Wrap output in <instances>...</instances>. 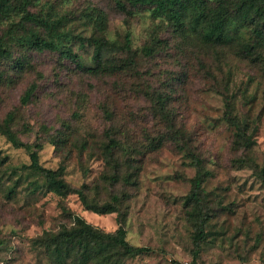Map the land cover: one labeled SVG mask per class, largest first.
<instances>
[{"label": "rangeland", "instance_id": "obj_1", "mask_svg": "<svg viewBox=\"0 0 264 264\" xmlns=\"http://www.w3.org/2000/svg\"><path fill=\"white\" fill-rule=\"evenodd\" d=\"M204 1L201 7L231 14L237 2ZM33 7L63 18L59 31L71 35L90 68V39L100 34L103 14L114 46L106 58L123 68L94 75L58 52H33L26 36L34 28L11 34L19 18L0 17V39L13 53L0 57V123L12 116L22 144L0 135L10 165L0 168V264H57L35 240L77 220L108 234L122 227L131 245L150 250L121 264H264V35L238 20L232 40L217 46L193 28V16L177 28L125 0H38ZM227 104L249 124L250 149L233 145ZM109 135L124 147L116 156L121 166L129 154L139 161L135 185L112 181L125 170L107 164ZM34 151L43 167H64L66 182L92 205L115 195L121 203L103 211L87 208L75 192L59 198L42 175L21 168ZM193 155L208 173L202 194L209 222L199 247L187 215L198 174Z\"/></svg>", "mask_w": 264, "mask_h": 264}, {"label": "trees", "instance_id": "obj_2", "mask_svg": "<svg viewBox=\"0 0 264 264\" xmlns=\"http://www.w3.org/2000/svg\"><path fill=\"white\" fill-rule=\"evenodd\" d=\"M38 0H0V17L10 19L18 17L19 22L13 23L11 34L20 33L26 27H32L30 33L26 36V41L33 52L52 51L58 52L64 59L72 61L82 71L100 74H115L122 70L118 66L115 58H106V54L113 51L112 42L106 38L107 22L102 14L96 18V29L102 34L90 39L94 47L93 61L94 67H86L81 57L74 52L72 44L75 40L69 33L60 32L64 24L63 18L50 19L33 12V6ZM126 4L132 8L139 6L150 7L152 14L156 18H166L177 28H183L185 22L190 16H193L191 24L194 29L200 27L202 36L217 46H225L232 40L229 35L233 24L241 21L246 24H252L257 35H264V0H237L234 13L225 11L220 7L218 11L203 6L204 0H125ZM236 10V11H235ZM224 13V14H223ZM29 31V30H28ZM22 38L19 37V40ZM129 45V44H128ZM130 51V48L127 49ZM150 49H147L149 52ZM0 57L12 59L13 53L6 49L2 38L0 39ZM264 61V58L260 57ZM17 63V62H16ZM225 120L233 128V145L237 149H250L252 147V133L246 120L233 114L232 108L227 104ZM13 117L0 123V135L4 136L15 148L22 147L18 141V136L13 131ZM109 144L105 146V158L109 166L114 170L121 172L125 170L123 178L114 176L113 182L123 181L126 186L135 185L137 177L141 170L139 161L127 155V159L121 166L116 158L117 154L124 151V147L119 141L109 135ZM39 149V145L37 146ZM124 154V153H123ZM125 156V155H124ZM130 156V157H129ZM190 163L192 167L198 169V174L194 180V190L189 196V203L194 205L188 210L187 215L190 223L195 227L194 243L196 247L206 238V227L208 216L204 214L203 204V185L208 175L207 171H202V161L195 155ZM8 157H1L0 168L5 166ZM244 163V161L242 162ZM22 169H30L42 175L49 190L61 199L66 198L72 192L79 194L81 200L87 208L96 207L103 211H113L121 203L119 196H113L111 202H105L102 205L96 203L92 205L87 200L83 190L73 189L64 179L65 168L48 169L42 166L39 153L34 151L30 155V164L23 165ZM264 173V169L262 171ZM95 210V209H94ZM35 244L45 247L52 253L57 264H121L127 256L148 253L150 250L146 247H135L127 241V232L124 228H119L114 234H108L98 230L84 221L77 220L72 226H65L55 233H45L35 240ZM173 264H181L174 261Z\"/></svg>", "mask_w": 264, "mask_h": 264}]
</instances>
